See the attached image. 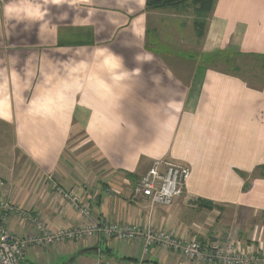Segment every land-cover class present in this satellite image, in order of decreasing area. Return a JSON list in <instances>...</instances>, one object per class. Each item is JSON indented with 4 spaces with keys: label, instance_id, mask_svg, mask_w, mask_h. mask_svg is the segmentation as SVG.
<instances>
[{
    "label": "crops",
    "instance_id": "1",
    "mask_svg": "<svg viewBox=\"0 0 264 264\" xmlns=\"http://www.w3.org/2000/svg\"><path fill=\"white\" fill-rule=\"evenodd\" d=\"M146 3L0 0V200L51 231L80 226L57 185L78 192L96 221L151 224L203 245L237 240L257 251L264 247V83L220 64L264 57V0H217L203 37L193 4L148 10ZM79 132L90 148L69 155ZM156 163L183 165L190 176L173 206L150 214L133 192ZM8 226L20 237L32 232L16 214ZM99 262L219 264L98 237L30 248L25 260Z\"/></svg>",
    "mask_w": 264,
    "mask_h": 264
},
{
    "label": "built area",
    "instance_id": "2",
    "mask_svg": "<svg viewBox=\"0 0 264 264\" xmlns=\"http://www.w3.org/2000/svg\"><path fill=\"white\" fill-rule=\"evenodd\" d=\"M160 165L156 163L138 181L133 192L134 197L148 204L150 214L157 206H173L183 196L190 176L189 168L183 165L167 164L165 168H161ZM55 188L59 197L70 204L84 223L76 227L51 231L30 212L0 200V264H25L26 254L30 248L43 249L68 242H83L94 237L141 243L145 254L154 247H160L190 260L219 264H264V247L253 251L243 247L237 240L203 245L197 239L185 240L174 232L156 229L151 224L142 227L96 221L93 219L91 206L83 201L78 192L67 191L57 185ZM15 214L29 222L31 233L20 237L9 229L8 221L10 216Z\"/></svg>",
    "mask_w": 264,
    "mask_h": 264
},
{
    "label": "rangeland",
    "instance_id": "3",
    "mask_svg": "<svg viewBox=\"0 0 264 264\" xmlns=\"http://www.w3.org/2000/svg\"><path fill=\"white\" fill-rule=\"evenodd\" d=\"M192 10L188 12V15L186 17H191L192 15ZM191 22V21H190ZM230 64H224L221 63L220 66L224 68H234L237 69V73L244 77L247 81H249L252 85H256L258 83H264V57H252V56H245V55H240V56H235L232 60H230ZM218 65V64H217ZM215 67V66H214ZM220 67V68H221ZM2 145V144H0ZM90 145L88 144L85 136L83 133L81 134L80 132L71 138V144L68 148V154H81L85 150H89ZM4 149L5 147L0 146V150ZM67 154V156H68ZM1 156H4L2 154ZM212 210L216 209V207L211 208Z\"/></svg>",
    "mask_w": 264,
    "mask_h": 264
},
{
    "label": "trees",
    "instance_id": "4",
    "mask_svg": "<svg viewBox=\"0 0 264 264\" xmlns=\"http://www.w3.org/2000/svg\"><path fill=\"white\" fill-rule=\"evenodd\" d=\"M216 1L217 0H147L146 5L148 10H160L175 8L188 3L193 4L199 17L195 22L197 34L199 37H203L208 24V19L215 8ZM138 181L139 180H137L136 183H138ZM248 188L249 185L246 184L245 189ZM193 203L201 209L212 210L211 208L216 207L214 204L206 200H195Z\"/></svg>",
    "mask_w": 264,
    "mask_h": 264
}]
</instances>
